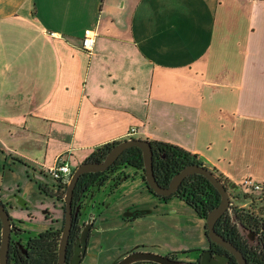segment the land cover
Instances as JSON below:
<instances>
[{
    "label": "crops",
    "instance_id": "crops-1",
    "mask_svg": "<svg viewBox=\"0 0 264 264\" xmlns=\"http://www.w3.org/2000/svg\"><path fill=\"white\" fill-rule=\"evenodd\" d=\"M87 28L91 49L82 42ZM132 127L134 137L198 153L235 183H264V0H0V130L20 136L8 143L9 165L0 162V197L23 237L59 228L65 213L64 200L32 179L53 186L48 168L60 155L77 166ZM133 182L148 199L124 202L115 220L101 216L116 223L105 229L123 234L109 264L130 250L161 251L143 229L149 202L190 212L206 229L180 196H158L144 177ZM35 191L44 199L40 227ZM251 193L264 211V189ZM15 203L28 218L12 215ZM83 220L94 226L81 260L99 240L94 219Z\"/></svg>",
    "mask_w": 264,
    "mask_h": 264
},
{
    "label": "trees",
    "instance_id": "trees-1",
    "mask_svg": "<svg viewBox=\"0 0 264 264\" xmlns=\"http://www.w3.org/2000/svg\"><path fill=\"white\" fill-rule=\"evenodd\" d=\"M132 135H128L131 137ZM120 139L108 141L97 146L86 160L100 161L105 158L108 151ZM152 143L154 155V172L157 180L161 185H168L172 176L178 172L183 166L189 163L197 162L210 167L224 181L226 187L231 191L233 197L250 198L251 203L248 206L232 205L230 209L225 211L216 221V229L226 238L230 239L238 246L246 256L249 264H264V211L260 204V200L251 192H242L238 189L237 183L231 181L222 172L201 158L198 153L192 152L183 146L164 140L149 139ZM134 166L144 170V158L141 147L133 145L127 147L119 157L105 170L89 171L83 173L75 187L74 191V210L81 203L82 197L90 191H94L96 186H101L107 179L113 178L120 180L123 178V167ZM145 180V175L143 172ZM146 186L158 196L168 199L173 195L183 198L194 210L203 218L206 219L209 211L217 205L221 200V193L211 180L202 173H191L186 176L178 189L171 195H163L156 193L151 187ZM68 181H57L53 186L40 184V188L48 194L57 195L63 199ZM237 192V194H236ZM3 201V200H2ZM65 204V202H64ZM65 211V207H64ZM82 211H79L73 220L72 231L70 234V243L68 248V258L73 253V244L78 238L82 230L80 218ZM12 217V216H11ZM13 220V217H12ZM14 221V220H13ZM240 223L244 224L248 230H254L256 237L251 240L248 235L242 230ZM64 224V216L62 225L59 228L49 227L37 234L23 237L24 229L18 225H14L12 242L10 246L9 264H57L59 256V242ZM94 226L92 224L91 228ZM2 220L0 217V242H1ZM219 248H225L223 245L214 242ZM191 250V249H189ZM187 251V250H183ZM180 251L173 250L168 253L172 258L173 255ZM231 253V252H230ZM232 254L230 264H239L236 257ZM177 259V258H176ZM186 261V264H195L192 261ZM69 264V263H68ZM130 264H160L153 260H139Z\"/></svg>",
    "mask_w": 264,
    "mask_h": 264
},
{
    "label": "rangeland",
    "instance_id": "rangeland-1",
    "mask_svg": "<svg viewBox=\"0 0 264 264\" xmlns=\"http://www.w3.org/2000/svg\"><path fill=\"white\" fill-rule=\"evenodd\" d=\"M19 137V135L0 130V162H4V164H6L5 166H8L10 163L9 160H7V157H11V153L14 152L9 147L10 145H8V143L19 144ZM75 167L76 166L73 168L75 169ZM1 168L2 165H0V170ZM124 172L125 176H123V178L120 180L109 178L101 186H96L92 194L90 191H88L82 198L81 202L84 203L85 206L82 209L80 223H85L83 220L85 217H92L94 219L95 226L99 227L97 234L99 240L97 241V248H95L94 251L88 252L86 257L78 264H109V260L106 257L107 253L111 247L116 246L115 243L122 238L121 235L123 234L120 228L116 226L105 229L106 227L115 225L116 223L113 221L106 223V220H102L101 216L103 214H108L105 218L110 216L111 219L115 220V211L118 210L124 202L134 198H140L142 201L148 199L146 195H148L149 192H143L140 184L133 182V179L135 178L137 180L143 181V169L129 165L126 167ZM32 180L34 184H37H35V188L39 186L38 179ZM231 197L232 205H238L242 207L248 206L251 203V199L249 197H243L242 193L240 194V197H233L232 195ZM48 199L49 198H46L45 200ZM32 200L34 204L37 203L35 211L37 212V216L39 218L37 220L38 222L36 223V226L40 227V225L42 226V224H44L43 219L45 214L42 210V205L39 206V204L40 201L44 199L39 197L38 192L35 191L33 193ZM147 204L150 206L149 208L151 209V214H149L147 217L146 224L143 229L144 231H147L148 228H150L153 234L158 237V240H161L160 242L162 245L154 246V248L161 250L157 252L164 253L173 250L183 251L195 248L193 251H180L182 252L180 253L181 256H184V258L187 260H191V258H193L196 254V249H202L208 245L209 239L204 226L205 224L198 225L195 219L191 217L190 212L183 211L182 209L178 210L177 212H173L171 209H169L167 213H164L162 209H159V207L156 208L155 205H151L150 202ZM20 207L21 206L19 203H15L14 213H12V215L17 218H28V213L21 211ZM195 217L197 218L198 216ZM128 234L131 236V233H127V236ZM101 239H103V242ZM104 240H106V243ZM102 244H104L103 247L101 246Z\"/></svg>",
    "mask_w": 264,
    "mask_h": 264
},
{
    "label": "water",
    "instance_id": "water-1",
    "mask_svg": "<svg viewBox=\"0 0 264 264\" xmlns=\"http://www.w3.org/2000/svg\"><path fill=\"white\" fill-rule=\"evenodd\" d=\"M133 145L141 147L144 158V175L145 180L149 187H151L156 193L163 195L173 194L183 181V179L191 173H202L206 175L211 182L218 188L221 193L220 202L215 205L208 213L206 217V229L207 236L210 240L223 245L236 257L239 264H249L243 251L236 246L230 239L226 238L220 233L216 227V221L218 218L232 206L231 191L226 187L224 181L219 175L214 172L210 167L197 162L189 163L183 166L178 172H176L168 185L164 186L159 183L154 172V160H153V147L149 139L143 137H126L119 140L107 153L104 159L100 161L85 160L79 163L73 170L66 188L64 195V224L60 236L59 242V256L57 264H78L82 255L86 252L88 238L92 226V222H87L82 228L79 237L74 244V253L68 258V248L70 243V234L72 231L74 216L79 212L80 205L74 210L73 198L74 191L80 176L89 171H100L107 169L127 148ZM136 212L135 214H137ZM126 215L134 214L133 211H126ZM0 217L2 220L1 230V242H0V264H9L10 246L12 242V236L14 231V222L12 220L10 211L4 201L0 197ZM242 230L248 235L250 239L256 237L254 230H248L246 226L240 223ZM139 260H153L160 264H186V261L182 259L172 258L168 254L160 253L153 250L146 249H134L130 250L126 255L120 258L115 264H130ZM207 261L212 264H220L212 260L209 255Z\"/></svg>",
    "mask_w": 264,
    "mask_h": 264
},
{
    "label": "built area",
    "instance_id": "built-area-1",
    "mask_svg": "<svg viewBox=\"0 0 264 264\" xmlns=\"http://www.w3.org/2000/svg\"><path fill=\"white\" fill-rule=\"evenodd\" d=\"M83 46L87 49H91L95 43V32L91 28L85 30L83 36ZM135 132V128L132 127L128 132V135H132ZM74 168L68 158L63 155H60L56 162L48 168V173L56 181H68ZM66 179V180H64ZM238 187L246 192L261 191L264 189V183L260 181H255L250 177L239 181L237 183Z\"/></svg>",
    "mask_w": 264,
    "mask_h": 264
},
{
    "label": "flooded vegetation",
    "instance_id": "flooded-vegetation-1",
    "mask_svg": "<svg viewBox=\"0 0 264 264\" xmlns=\"http://www.w3.org/2000/svg\"><path fill=\"white\" fill-rule=\"evenodd\" d=\"M79 205H80L79 211H82V209L84 208L85 205L82 202ZM85 224L83 225V227L85 226ZM208 239H209V237H208ZM74 244H73V253H74ZM193 250H195V249H191V250H187V251H193ZM182 252H186V251H182ZM182 252H178L177 254L173 255V257L177 258V259L187 260L184 258V256L180 255V253H182ZM196 252H197V254H196L195 259H191V260H187V261H192L195 264H212V263L207 261V257L209 255V257L212 260H215L216 262H220L222 264H230L231 257H232V254L230 253V251L228 249L219 248L217 246V244H215L214 241H212L210 239H209L208 245L206 247H204L202 249L198 248V249H196ZM73 253H72V255H73ZM168 253H164V254H168Z\"/></svg>",
    "mask_w": 264,
    "mask_h": 264
}]
</instances>
